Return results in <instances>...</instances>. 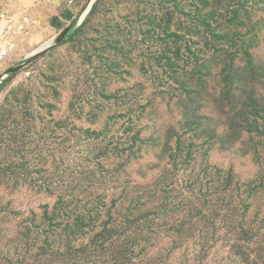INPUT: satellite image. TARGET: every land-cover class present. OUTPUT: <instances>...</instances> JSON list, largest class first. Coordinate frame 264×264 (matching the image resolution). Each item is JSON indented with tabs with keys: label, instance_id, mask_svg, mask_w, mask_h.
<instances>
[{
	"label": "rangeland",
	"instance_id": "1",
	"mask_svg": "<svg viewBox=\"0 0 264 264\" xmlns=\"http://www.w3.org/2000/svg\"><path fill=\"white\" fill-rule=\"evenodd\" d=\"M3 10L37 57L0 60V264H264V0Z\"/></svg>",
	"mask_w": 264,
	"mask_h": 264
},
{
	"label": "built area",
	"instance_id": "2",
	"mask_svg": "<svg viewBox=\"0 0 264 264\" xmlns=\"http://www.w3.org/2000/svg\"><path fill=\"white\" fill-rule=\"evenodd\" d=\"M33 20L25 13L11 10L0 11V60L26 59L24 46L32 30ZM23 56V57H22Z\"/></svg>",
	"mask_w": 264,
	"mask_h": 264
},
{
	"label": "crops",
	"instance_id": "3",
	"mask_svg": "<svg viewBox=\"0 0 264 264\" xmlns=\"http://www.w3.org/2000/svg\"><path fill=\"white\" fill-rule=\"evenodd\" d=\"M52 17H57L59 23L56 24L55 26H52L50 21L52 19ZM50 19H49V23H50V27L53 29H62L65 28L68 24L72 23L75 20V12L72 8H68V9H64L62 11H60L59 13L53 15ZM81 25L80 22L75 23L73 25V27L66 33L65 37H70L73 35V33L76 31V29Z\"/></svg>",
	"mask_w": 264,
	"mask_h": 264
},
{
	"label": "water",
	"instance_id": "4",
	"mask_svg": "<svg viewBox=\"0 0 264 264\" xmlns=\"http://www.w3.org/2000/svg\"><path fill=\"white\" fill-rule=\"evenodd\" d=\"M76 20H74L72 23L68 24L59 34V38H64L65 34L67 33V31L75 24ZM45 50V49H43ZM42 50V51H43ZM37 57V52L36 54H32L31 56H29L28 58L25 59V64H28L30 62H32L35 58ZM0 78H2V75L0 76Z\"/></svg>",
	"mask_w": 264,
	"mask_h": 264
},
{
	"label": "trees",
	"instance_id": "5",
	"mask_svg": "<svg viewBox=\"0 0 264 264\" xmlns=\"http://www.w3.org/2000/svg\"><path fill=\"white\" fill-rule=\"evenodd\" d=\"M80 27H81V25L76 29V31L75 32H77V31H80ZM72 37H73V35L72 36H70V37H67L66 39H64V38H61L60 40H59V44L60 45H62V44H64V43H66V42H68V41H70L71 39H72ZM3 83L4 82H2V83H0V87L3 85Z\"/></svg>",
	"mask_w": 264,
	"mask_h": 264
},
{
	"label": "bare ground",
	"instance_id": "6",
	"mask_svg": "<svg viewBox=\"0 0 264 264\" xmlns=\"http://www.w3.org/2000/svg\"><path fill=\"white\" fill-rule=\"evenodd\" d=\"M53 41H54L53 38H52V39H49L44 45H42L41 47H39V48L35 49L34 51H32V53H33V52H36V51H38V50H40L41 48H43L44 46H46V45L52 43Z\"/></svg>",
	"mask_w": 264,
	"mask_h": 264
}]
</instances>
